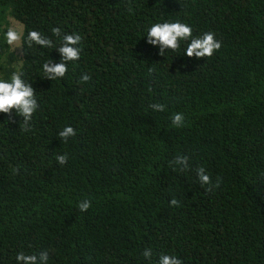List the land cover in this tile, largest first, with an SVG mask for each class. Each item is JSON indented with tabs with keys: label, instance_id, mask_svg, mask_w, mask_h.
I'll list each match as a JSON object with an SVG mask.
<instances>
[{
	"label": "trees",
	"instance_id": "16d2710c",
	"mask_svg": "<svg viewBox=\"0 0 264 264\" xmlns=\"http://www.w3.org/2000/svg\"><path fill=\"white\" fill-rule=\"evenodd\" d=\"M10 20L20 49L6 43ZM177 20L221 48L198 60L181 41L160 55L147 30ZM54 28L78 33L82 51L51 81ZM32 30L55 47H29ZM17 69L39 108L27 131L15 112L0 113V264L42 251L48 264H157L161 253L264 264V0H0V79ZM66 126L76 131L67 143ZM178 155L188 170L170 164ZM199 168L219 187L208 191Z\"/></svg>",
	"mask_w": 264,
	"mask_h": 264
},
{
	"label": "clouds",
	"instance_id": "9594fccd",
	"mask_svg": "<svg viewBox=\"0 0 264 264\" xmlns=\"http://www.w3.org/2000/svg\"><path fill=\"white\" fill-rule=\"evenodd\" d=\"M54 36L60 38V46L57 48L61 56V61L56 63L49 60L43 64L45 79L56 80L63 78L68 71V63L76 62L80 59L82 49L79 47L82 37L78 33L64 34L61 36L59 28L52 29ZM147 43L159 48V54L164 55L166 50L173 52L180 49V42L187 41L185 55L188 58L204 59L210 58L221 48V42L212 32L203 33L200 36H193V29L190 25L182 23L179 20L170 22H158L152 24L146 33ZM6 43L14 49H20L23 34L13 27H8L5 33ZM27 44L32 47L33 44L42 48L55 47L51 38L44 36L42 33L32 30L27 33ZM149 71H152L149 69ZM81 82L87 83L91 80V76L84 74L80 77ZM150 107L153 111L163 112L165 106L162 104H152ZM39 105L36 99L35 90L31 84L26 83L23 79V72L19 69L14 71L10 79H0V113L11 117L13 112L22 118L24 130L27 131L32 121L34 113L38 110ZM171 124L175 128L184 126L185 117L182 113H175L170 118ZM76 131L71 126H66L59 132L60 138L67 143L70 137H74ZM188 157L177 156L170 164L178 166L180 171L188 170ZM56 160L60 165H64L67 160V154L57 155ZM175 170V169H174ZM197 176L202 185H208V191L218 188L221 181L217 178V182L212 184L209 175L205 174L204 168L197 170ZM171 206H180L176 198L170 201ZM90 200H83L78 204L81 212H86L91 207ZM145 259L151 260L152 250L145 249L142 253ZM49 253L42 251L40 253L25 254L20 252L16 255L17 264H48ZM157 264H182V261L175 255H167L161 253Z\"/></svg>",
	"mask_w": 264,
	"mask_h": 264
},
{
	"label": "rangeland",
	"instance_id": "374dc122",
	"mask_svg": "<svg viewBox=\"0 0 264 264\" xmlns=\"http://www.w3.org/2000/svg\"><path fill=\"white\" fill-rule=\"evenodd\" d=\"M10 27H13V28L17 29L18 31L22 32L21 25L18 24L17 22H15V21L10 20Z\"/></svg>",
	"mask_w": 264,
	"mask_h": 264
}]
</instances>
